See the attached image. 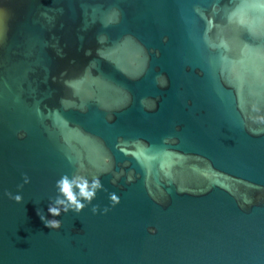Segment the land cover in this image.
<instances>
[{
  "label": "water",
  "instance_id": "water-1",
  "mask_svg": "<svg viewBox=\"0 0 264 264\" xmlns=\"http://www.w3.org/2000/svg\"><path fill=\"white\" fill-rule=\"evenodd\" d=\"M0 264H264V0H0Z\"/></svg>",
  "mask_w": 264,
  "mask_h": 264
},
{
  "label": "clouds",
  "instance_id": "clouds-1",
  "mask_svg": "<svg viewBox=\"0 0 264 264\" xmlns=\"http://www.w3.org/2000/svg\"><path fill=\"white\" fill-rule=\"evenodd\" d=\"M25 182H27V180H25ZM75 183H76L75 181H70L67 177H64L59 181V187H60L61 192L67 197L68 201L71 204L75 205V211L79 212L84 207V205L77 202L76 197L72 192V188H73ZM76 186L79 187L81 196H83L87 200L92 199V197L94 196V191H88L87 181H81ZM98 187H100L99 181L98 180L93 181L92 188L95 189ZM14 199L17 202H19L21 198H20V196H16ZM110 200L112 201L113 204L119 203V198L115 194H112L110 196ZM58 203H59V201H58ZM68 210L69 209L67 207H65L64 211L67 212ZM95 211H96V209L93 208V212H95ZM105 211H107V209H105ZM48 212L50 213V215H53V216L60 215V210L57 208H54V207H49ZM37 215H39V213H37ZM40 219L42 222H44V217L41 216ZM45 227H47V228H59L60 224H59V221L49 220V221L45 222Z\"/></svg>",
  "mask_w": 264,
  "mask_h": 264
}]
</instances>
